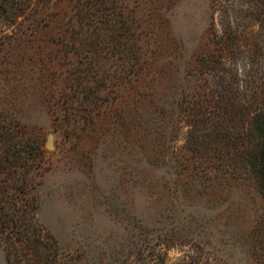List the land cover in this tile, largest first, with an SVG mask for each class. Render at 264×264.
<instances>
[{
    "label": "rangeland",
    "instance_id": "rangeland-1",
    "mask_svg": "<svg viewBox=\"0 0 264 264\" xmlns=\"http://www.w3.org/2000/svg\"><path fill=\"white\" fill-rule=\"evenodd\" d=\"M32 1L0 23L4 229L66 264H264V197L229 156L253 142L223 106L264 101L247 0Z\"/></svg>",
    "mask_w": 264,
    "mask_h": 264
},
{
    "label": "trees",
    "instance_id": "trees-1",
    "mask_svg": "<svg viewBox=\"0 0 264 264\" xmlns=\"http://www.w3.org/2000/svg\"><path fill=\"white\" fill-rule=\"evenodd\" d=\"M246 3L245 14L258 27L256 46L262 51L261 55L264 58V0H247ZM35 6L37 3H33L32 0H0V23L6 22L8 14H12L15 21L17 17L33 11ZM228 28L229 35L233 34L234 29L229 23ZM232 37L236 38L235 34ZM248 77H250V73L245 72V84L242 85L244 92L250 89ZM232 89L234 88H230L223 95L227 100L223 105L228 114L226 119L231 122V127L236 126L234 122L241 123L243 121L244 123L246 120L247 127L244 128V132L233 136L238 142L242 139L247 143L253 142V144L246 150L245 148L236 149L229 153V156L238 159V167L255 177L264 197V101L263 99L254 100L251 96L242 102H235L233 96L236 94V89L235 91ZM240 144H244V142ZM34 150L36 154H41L39 143L34 144ZM14 216L7 209H3L0 214V237L7 240L4 246L7 264H66L62 263L58 241L48 231L32 225L29 221L24 223L23 220H19L20 227L13 226L11 230H5L7 222H12V224L18 222ZM262 223L261 232L264 235V217Z\"/></svg>",
    "mask_w": 264,
    "mask_h": 264
},
{
    "label": "water",
    "instance_id": "water-1",
    "mask_svg": "<svg viewBox=\"0 0 264 264\" xmlns=\"http://www.w3.org/2000/svg\"><path fill=\"white\" fill-rule=\"evenodd\" d=\"M47 146H48V147H50V146H51V141H49V142L47 143Z\"/></svg>",
    "mask_w": 264,
    "mask_h": 264
}]
</instances>
